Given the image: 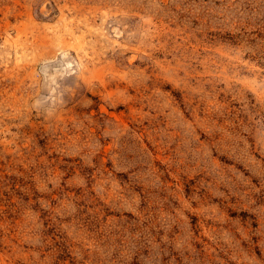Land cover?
<instances>
[{
  "label": "rangeland",
  "instance_id": "obj_1",
  "mask_svg": "<svg viewBox=\"0 0 264 264\" xmlns=\"http://www.w3.org/2000/svg\"><path fill=\"white\" fill-rule=\"evenodd\" d=\"M0 264H264V0H0Z\"/></svg>",
  "mask_w": 264,
  "mask_h": 264
}]
</instances>
